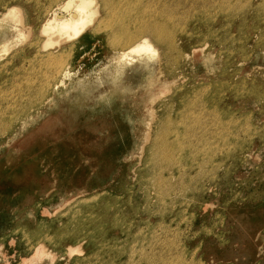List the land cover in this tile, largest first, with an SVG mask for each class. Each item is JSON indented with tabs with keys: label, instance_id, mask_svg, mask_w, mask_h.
I'll use <instances>...</instances> for the list:
<instances>
[{
	"label": "rangeland",
	"instance_id": "374dc122",
	"mask_svg": "<svg viewBox=\"0 0 264 264\" xmlns=\"http://www.w3.org/2000/svg\"><path fill=\"white\" fill-rule=\"evenodd\" d=\"M56 1L52 0L47 6ZM155 1L160 7L171 8L172 13L181 18L193 16L197 10L208 6L207 0ZM15 2L34 5L37 0H0V16L5 10L17 7ZM213 27L220 33L214 22ZM21 33V27L15 22L10 24L0 20V144L4 145L0 148V264H87L90 262L86 259L88 253L84 241L72 247L78 252L70 256L55 250L50 241L64 232L69 221L72 225L69 223L68 231H73L76 228L73 218L83 213L97 216L102 206L90 199L107 193V188L110 195L133 194L132 191L127 194L126 190L139 184L138 175L147 166L143 160L148 145V142L147 145L144 143V136L149 131L146 112L152 108L160 117L159 111L165 108L159 101L167 97L165 101L168 102L170 94L154 91L152 95L138 98L139 102L135 104L124 102L115 108L114 103L120 95L114 98L112 108L87 104L79 114V106L74 101L75 91L67 93L71 83H93L101 74L106 58L100 42L87 39L71 58L61 62L67 64L68 76L64 77V87L57 88L56 83L61 77L57 63L45 61L42 64L40 60V56L50 54L52 48L38 46L26 52L23 48L28 38L19 36ZM254 42H247L248 50L254 49ZM214 50L219 53L218 48ZM216 57L203 68H211L213 80L227 86L219 97L230 121L225 125L227 131H221L218 114L206 108L205 100L196 102L193 120L189 122L193 131L189 136V152L193 151L194 159L201 158L202 176L196 180L197 184L184 181L190 186L193 198L184 199L175 190L169 192L171 203L162 207L155 201L150 203L148 220L138 217L133 226L115 231L106 224L105 231L112 229L107 235L114 241L117 238L118 253L99 254L91 259V264H264V139L251 132V128L257 129L264 136V98L255 90L261 84L264 86V50L255 54L245 69L240 66V71L236 70L241 61L238 55ZM185 73L193 77L200 74L196 69ZM147 74L145 71L126 76L132 82L134 94L146 86ZM148 75L154 79L162 78L157 68ZM190 81L193 79H187L184 86ZM244 83L249 87L248 94L240 100L235 91ZM211 90L208 84L207 89L199 90L198 97H205ZM57 99L60 101L51 112L60 115L57 130L62 133V138L39 136L31 132L33 129L27 132V126L33 127L40 121L42 104H54ZM208 99H212L211 95ZM145 100L151 104L145 105ZM142 106H146V111ZM53 120L49 127H54ZM23 126L21 132L30 134L20 143L16 140L12 143L10 134ZM220 136L229 141L225 148H219V144L224 143ZM207 150L218 162L219 167L213 173L208 170L209 162L204 158ZM129 167L135 171L128 170ZM153 171L150 169L152 175ZM175 180L177 177L172 183H176ZM129 184L132 185L130 188ZM120 186L124 187L125 194L116 190ZM118 205H111V210ZM146 220L150 228L145 224ZM36 243L42 256L31 260V250Z\"/></svg>",
	"mask_w": 264,
	"mask_h": 264
},
{
	"label": "bare ground",
	"instance_id": "6f19581e",
	"mask_svg": "<svg viewBox=\"0 0 264 264\" xmlns=\"http://www.w3.org/2000/svg\"><path fill=\"white\" fill-rule=\"evenodd\" d=\"M51 1L37 0L34 5L15 2L17 7L5 10L0 16V20L10 24L13 21L21 27L22 33L19 36L28 38V42L23 48L26 52L38 46L52 48L50 54L40 56V60L42 64H45V61L57 63L61 71L59 72L61 77L56 83L57 88L64 87V77L68 76L67 64L61 62L71 58L86 43L87 39L100 42L101 52L106 58V66L101 70V74L93 83L86 84L79 81L71 83L67 93L69 95L75 91L74 101L79 106V114L86 109L83 107L87 104L97 108L101 106L112 108L111 105L115 102L114 98H118L120 95H122L121 98L114 103L115 108L124 102L135 104L136 101L139 102L138 98L152 95L151 93L154 91H158L156 93L167 91L170 94L168 102L165 101L167 97L159 101L165 108L159 111L158 116L160 117L156 115L158 111L153 113L152 108H148V112H146L149 119L146 122L149 125V131L145 132L144 143L147 145L148 142V145L147 147L143 145L146 148L144 149L142 146V149H144L143 154L146 157L143 160H146L147 166L138 175L140 182L136 184L137 186L128 189V186L129 188L132 186L129 184L125 187L128 189L126 190L127 194L130 191L133 194L126 196L124 187L120 186L116 190L125 195L122 193L120 196L112 193L110 195V193L107 194L110 191L107 188V191L104 190L107 193L102 196L95 195L90 199L98 206H102V210L97 216L94 213H83L78 218H73L76 221V228L73 231H68L69 223L72 225L69 221L64 232L50 241L55 250H60L62 255L66 256L72 255L73 252L77 253L78 249H72V247L79 246L84 241L86 253H88L86 259L89 258L90 262L87 264H91V259L99 254L118 253L117 238L115 237L114 241L107 235V231L111 228L113 231L119 230L120 227L133 226L138 217L146 218L150 213V203L153 201L160 207L171 203L169 192L178 190L184 199L185 197L189 199L188 197L193 195L190 186L185 182L197 184L196 180H200L199 178L202 176L201 158L194 159L191 156L193 151L189 152L191 145L189 139L193 134L189 122L193 120L196 102L200 103L205 100L203 103L207 105L206 108L212 109L218 114L222 123L221 131L226 130L225 125L230 121L228 114L224 113L221 97H219L225 93L227 86L223 82L213 80L215 77H213L214 73L211 74V68L207 70L203 67L209 62L211 64L210 60L216 56V58H220L238 55L241 61H238L236 70L240 71V66L245 69L252 63L253 56L260 50H264V0H215L216 2L207 0L208 6L204 10H197L193 16L187 18L177 17L174 12L172 13L171 8L160 7L158 6L159 2L155 0H58L47 6ZM51 5L53 7L47 10ZM213 22L219 26L220 33L215 32ZM79 35H82L81 38ZM214 39H216L215 42ZM251 41H255L256 46L253 50H248L247 42ZM216 48L219 49V53L215 52ZM196 55L199 57L197 58ZM155 56H158V61H155ZM235 63L232 64V67ZM154 68L158 69L162 78L154 79L152 78L154 76L148 75ZM183 68L185 72L196 69L200 74L193 77L186 74ZM178 70H180L179 73ZM145 71L148 72L146 86L134 94L132 82L127 80L126 76ZM189 78L193 81L188 82L185 87V81ZM152 82L155 87H152ZM208 84L212 90L205 97L199 98V90L207 89ZM28 86L31 88V84L28 83ZM164 87L166 90H162ZM248 89L249 87H246L244 83L237 87L235 96L244 100ZM255 90L264 98L263 84ZM250 91L254 92V89ZM208 95H211V100L208 99ZM59 101L60 99H57L54 104L47 106L42 104L44 107L39 111L40 121L35 122L33 127L27 126L28 130L26 129V131L33 129L31 132L39 136L62 138V133L57 130L61 119L60 115L57 116L51 112ZM143 108L145 109L143 111H146V106ZM170 109L174 113L170 112ZM44 118H46L45 123ZM52 119H54V127H49V122ZM22 130H24V126L10 134L9 138L12 143L14 140L20 143L30 134H25L26 131L21 132ZM251 132H255L254 136L264 139L257 129L251 128ZM222 138H224V143L219 144V148H225L229 143L224 136ZM3 146L0 144V148ZM211 154L207 150V157L204 158L209 162L208 170L210 169V172L213 173L219 166L216 165L218 162L211 158ZM159 161H161L160 164ZM136 164L138 165V163ZM137 165L134 167L136 170ZM142 165L144 167V162ZM133 166L135 165L133 164ZM134 168L128 170L131 171ZM150 169L154 170L153 175L150 173ZM180 170L183 171L181 175L179 174ZM168 171L171 172L168 173ZM131 173L129 172V174ZM191 173L195 175L190 177ZM133 176L134 179L137 178L135 175ZM176 177L175 181L177 182L172 183ZM128 180L130 181L129 177ZM105 196L108 197L107 200ZM111 205L118 206H114L113 211ZM147 220L145 224L150 228ZM108 223L111 228L105 231ZM67 242V245H63ZM38 247L39 244L32 247L31 260L39 259L42 256V250ZM74 258L78 259L79 257Z\"/></svg>",
	"mask_w": 264,
	"mask_h": 264
}]
</instances>
